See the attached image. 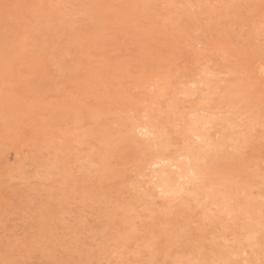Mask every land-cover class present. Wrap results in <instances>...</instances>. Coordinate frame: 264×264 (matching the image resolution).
Returning a JSON list of instances; mask_svg holds the SVG:
<instances>
[{
  "label": "rangeland",
  "instance_id": "374dc122",
  "mask_svg": "<svg viewBox=\"0 0 264 264\" xmlns=\"http://www.w3.org/2000/svg\"><path fill=\"white\" fill-rule=\"evenodd\" d=\"M0 264H264V0H0Z\"/></svg>",
  "mask_w": 264,
  "mask_h": 264
},
{
  "label": "bare ground",
  "instance_id": "6f19581e",
  "mask_svg": "<svg viewBox=\"0 0 264 264\" xmlns=\"http://www.w3.org/2000/svg\"><path fill=\"white\" fill-rule=\"evenodd\" d=\"M260 74H261V73H260ZM212 133H213V132H212ZM178 167H179V166H178ZM173 168H174V167H173ZM173 168H172V169H173ZM178 169H179V168H178Z\"/></svg>",
  "mask_w": 264,
  "mask_h": 264
}]
</instances>
